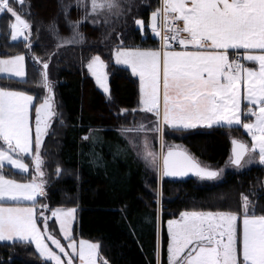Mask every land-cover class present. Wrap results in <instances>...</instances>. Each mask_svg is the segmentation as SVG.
Returning a JSON list of instances; mask_svg holds the SVG:
<instances>
[{"label":"snow or ice","instance_id":"obj_1","mask_svg":"<svg viewBox=\"0 0 264 264\" xmlns=\"http://www.w3.org/2000/svg\"><path fill=\"white\" fill-rule=\"evenodd\" d=\"M77 6L85 8V15L80 21H69L74 28L89 17H95L93 25L109 24L111 17L119 18L125 10L121 0H77ZM5 11L14 18L11 39L22 38L31 50V24L11 6V0H0V13ZM135 24L142 32L150 27L161 41L157 49L125 48L122 42L113 49L116 63L128 65L139 77V111L155 117L151 129L143 123L122 129L137 133L151 130L159 135L160 152L151 150L145 138V161L164 176H186L191 172L202 180H214L222 170L202 166L175 146H168L164 152V128L180 130L223 123L242 126L251 138L250 145L238 139L231 141L230 163L243 168L258 155L259 163L264 165V0H160L148 24L141 19ZM170 41L178 42L181 50H174ZM230 50L236 54L234 58ZM33 59L43 64L42 87L51 93L48 62ZM241 60L258 67H246ZM87 68L107 93L105 62L94 55ZM3 73L25 80V56L0 59ZM245 101L246 108L242 107ZM32 107L34 130L30 122ZM126 112L121 110L122 114ZM55 115L51 95L36 105L27 91L0 86V242L30 243L42 258L54 264H65L58 252L63 253L66 264H76L77 258L79 264H98L99 245L80 240L77 248L72 237L75 209L52 210L60 233L68 241L66 246L47 227L48 205L41 204L37 211V198L46 196L42 145ZM28 157L35 169L30 181L18 182L6 176L5 163L28 174ZM60 172L57 167V174ZM241 201V213L184 211L180 219L169 220L168 264H264V214L256 215L250 209L248 196L242 195ZM41 220L43 229L38 227ZM46 241H51L58 252Z\"/></svg>","mask_w":264,"mask_h":264},{"label":"trees","instance_id":"obj_2","mask_svg":"<svg viewBox=\"0 0 264 264\" xmlns=\"http://www.w3.org/2000/svg\"><path fill=\"white\" fill-rule=\"evenodd\" d=\"M11 6L31 24L32 47L29 50L27 42L11 39L13 17L7 11L0 13V58L24 55L26 69L25 80L0 76V86L35 95L29 88L39 83L43 64L33 57L55 66L58 114L42 145L46 196L38 197L37 211L41 204H47L45 215L49 217L54 208H74L73 239L96 242L107 264H157L159 194L161 208L166 211L242 212L241 196L246 195L250 209L256 215L264 214V165L237 169L230 164L232 136L246 137L239 126L170 130L163 135L165 146L170 142L180 145L203 166L228 163L233 167L214 180L162 177L158 185L157 176H149L134 157L135 132L122 129L130 128L137 120L133 110L139 108V83L128 68L113 63L109 51L121 42L125 48H159L148 27L141 33L134 24L136 18L148 22L152 12L149 7L136 5L111 28L85 21L79 25L80 35L75 40L69 21H78L82 12L73 0H11ZM116 34L121 40L115 38ZM72 39V43L65 42ZM95 54L108 64L111 100L85 71L86 62ZM122 109L127 110L126 114L121 113ZM123 133L134 136L135 146ZM151 134L156 145L158 134ZM57 167L61 169L59 174ZM4 172L25 179L8 167ZM38 226L44 228L43 220ZM47 227L61 238L55 220L48 219ZM167 245L163 224L160 264H168ZM0 264L52 263L42 259L30 243L1 242Z\"/></svg>","mask_w":264,"mask_h":264},{"label":"rangeland","instance_id":"obj_3","mask_svg":"<svg viewBox=\"0 0 264 264\" xmlns=\"http://www.w3.org/2000/svg\"><path fill=\"white\" fill-rule=\"evenodd\" d=\"M73 3L77 6V0H73ZM121 3L124 5V14L123 15H121L119 18H117V17H115V16H113V17H111V22L109 23V24H104L103 22H101V23H99V24H96V25H93V23H92V19H94L95 17H89V19L87 20V22H89L91 25H93V26H99V25H102V26H108L109 28H111V27H113L114 26V24H116L120 19H122V18H124V17H126L127 16V14L129 13V11H131L132 10V8H134L136 5L139 7V8H141V7H146V8H150L151 9V11H154L157 7H159L160 6V0H121ZM78 7V6H77ZM79 9H81V12H82V16H81V18L78 20V21H80L83 17H84V15H85V8L84 7H78ZM99 19L102 21L103 20V17H99ZM136 19H141V20H143L142 18H136ZM135 19V20H136ZM135 20H134V24H135ZM143 21H145V20H143ZM14 22V18H13V20L11 21V23H13ZM146 23V22H145ZM146 24H148V22L146 23ZM135 26L138 28V26L135 24ZM139 29V28H138ZM149 29V28H148ZM113 29H111L110 31H109V35L112 37L113 36V31H112ZM141 31V30H140ZM145 31V30H144ZM144 31L142 32L141 31V33H144ZM78 32V28H74V25H73V31H72V38H74L75 40H77L79 37H78V35H75V33H77ZM115 38H117L118 40H121V35H117L116 34V37ZM19 40H23L22 38L21 39H19ZM18 41V40H17ZM113 49H115V48H112L110 51H109V55H111V58H112V61H113V63L114 64H116V65H118V66H123V67H125V68H130L128 65H126V64H117L116 63V60H115V57H114V55H113ZM231 51V50H230ZM95 55H99L100 57H101V59L105 62V68H104V73H105V75H106V77H107V86H108V89H109V91L107 92V93H105V91H104V89L103 88H101L97 83H96V79H95V77L88 71V68H87V63L89 62V60L91 59H89L87 62H86V64H85V71H86V73L94 80V82H95V84H96V86L99 88V90L105 95V97L108 99V100H111V92H110V88H109V84H108V82H109V70H108V64H107V62L104 60V58L100 55V54H95ZM233 55V57L236 55H234V54H232ZM94 56V55H93ZM6 58H8V57H2V58H0V59H6ZM48 62V61H47ZM241 63H243L246 67H258L257 65H255L253 62H249V61H243V60H241ZM48 68H47V74H48V79H49V81H50V83H51V93H49L46 89H44L43 87H42V76H41V74H42V72H43V67H42V65H40V80H39V83L37 84V86H32V87H30L29 88V90L30 91H33L34 93H35V95H33V97H34V103L36 104V105H39L40 103H43V101H44V98H45V96H48V95H51V97H52V101H53V103H54V109H55V112H56V115L58 114L57 113V109H58V107H57V100H56V96H55V72H54V70H53V67L55 68V66L53 65V64H50V63H48ZM131 69V68H130ZM129 69V70H130ZM130 72H132L131 70H130ZM25 73H26V69H25ZM0 76H4V77H10V78H14V79H18V80H21L20 78H15V77H11V75L10 74H6V73H3V74H0ZM137 79H138V83H139V100H140V80H139V77L137 76ZM28 94H30V93H28ZM30 95H32V94H30ZM38 97V98H37ZM35 99L37 100V102H35ZM246 106H247V102L245 101V102H243V104H242V107H244V108H246ZM136 116H137V120H136V122L130 127V128H133L134 126H136V125H138V124H140V123H143V124H145L146 125V127H147V129H151V127H152V125H153V122L155 121V117H154V115L152 114V113H145V112H141V111H139V108L138 109H136ZM55 115V116H56ZM53 119V118H52ZM242 119H244L243 117H242ZM52 121V120H51ZM30 122H31V124H32V126H33V130H34V125H35V108L34 107H32V108H30ZM218 126H224V127H235V126H227V125H224L223 123H221L220 125H213L212 127H208V126H206V125H197V127H195V128H190V129H180V130H177V131H191V130H199V129H204V128H214V127H218ZM239 127H241L242 128V131H243V133L246 135V137L243 139V138H241V137H238L237 135L236 136H232L233 138H238V139H241V140H244L246 143H248L249 145H250V143H251V138H250V136L248 135V133L243 129V127L242 126H239ZM170 130H174V129H172V128H168L167 126H165V128H164V133L166 132V131H170ZM151 132H153V131H151V130H146L145 132H139V133H137V132H135L134 133V136H135V138H137V140H136V144H137V146H136V148H134V157L136 158V160L138 161V163L140 164V166L148 173V175L150 176V175H155V176H157V181H158V185H161V172H158L154 167H152V166H150L146 161H145V159L143 158V143H144V140H145V138H147V140H148V143H149V146H150V149L151 150H153V151H155V152H160V150H161V148H160V145H161V140H160V138L159 137H157V144L155 145L154 144V141H153V139H152V134H151ZM134 136L133 135H131V133L130 134H125V133H123V137L127 140V141H129V143H131L132 144V147H133V145L135 146V144H134ZM164 143V142H163ZM171 143V142H170ZM170 143H166V146L164 147V149L163 150H165V148H167L168 147V145H170ZM165 145V144H164ZM247 158V157H246ZM25 163H28L29 165H30V172L28 173V174H22V175H24L25 176V179H23V180H21V179H16L18 182H27V181H30L31 179H32V176L35 174V169H34V167L32 166V161H31V158L30 157H28V158H26L25 159ZM258 164H260L259 163V158H258V155L255 157V159L251 162V163H247V164H245L244 165V167L243 168H252V167H256ZM5 167H8L11 171H13V172H17V173H20L19 172V170H17V169H13L12 167H11V165H8L7 163H5ZM210 168H212V169H214V170H217V171H220V170H222V171H220V176H221V174L226 170V169H233V167L232 166H230L228 163H225V164H223L222 166H213V167H210ZM236 168V167H235ZM243 168H237V169H243ZM21 174V173H20ZM7 176V175H6ZM8 178H12V177H9V176H7ZM219 178V177H218ZM13 179H15V178H13ZM38 199V198H37ZM160 203H161V201H160V199H159V203H158V236H159V232H160V229H161V226L164 224V226H165V229H166V231H167V234H168V221L169 220H178V219H180V213L178 214V213H170L169 211H166V210H164L163 211V209L161 208V205H160ZM59 208V207H58ZM54 209H57V208H54ZM54 209H52V210H54ZM62 209H65V210H67V209H70V208H62ZM71 209H74V208H71ZM52 210L50 211V215H49V219H53V220H55V222H56V224H57V227H58V229H59V233H60V227H59V224L57 223V221H56V219H55V217H53L52 216ZM74 221H75V212H74V214H73V218H72V220H71V232H72V229H73V224H74ZM239 223V222H238ZM39 227V226H38ZM60 236H61V238H59V240L61 241V243L63 244V245H67V243H68V241H66L65 239H64V237H63V235L60 233ZM72 237H73V233H72ZM75 240V239H74ZM80 240H85V239H78V240H75L76 242H77V248H78V246H79V241ZM85 241H88V242H90V243H96V242H93V241H90V240H85ZM1 243V242H0ZM46 243H48V245H49V247L50 248H52L54 251H57L58 252V250H55L51 245H50V242L49 241H46ZM97 244V243H96ZM34 246V245H33ZM34 248H35V246H34ZM66 250L68 251V252H71V249H67L66 248ZM99 251V250H98ZM38 253V252H37ZM39 254V253H38ZM58 254L59 255H61V257H62V259L63 260H65V264H66V258L64 257V255H63V253H59L58 252ZM99 257L101 258V259H98V264H104V261H105V259L100 255V253H99ZM42 258V257H41ZM42 259H44V260H46L45 258H42ZM47 261V260H46ZM49 262H51L52 264H54V262H52V261H49ZM76 264H79V262H78V258H77V260H76Z\"/></svg>","mask_w":264,"mask_h":264},{"label":"water","instance_id":"obj_4","mask_svg":"<svg viewBox=\"0 0 264 264\" xmlns=\"http://www.w3.org/2000/svg\"><path fill=\"white\" fill-rule=\"evenodd\" d=\"M152 13V12H151ZM151 13H150V15H149V18H148V23L150 22V18H151ZM149 28V30H150V32H151V34H152V36L154 37V38H156L157 36H155L154 34H153V32H152V30H151V28L150 27H148ZM43 71H45V70H43ZM233 139H238V138H233ZM233 139H231L230 140V149H229V155H230V158H231V155H232V147H233V145H232V140ZM238 140H241V139H238ZM241 141H244V140H241ZM245 142V141H244ZM176 150H185L184 148H176ZM168 151V149H166L165 150V153ZM186 151V150H185ZM187 152V151H186ZM188 153V152H187ZM161 163H162V160H161ZM231 164V163H230ZM232 165V164H231ZM232 166H234V165H232ZM205 167V166H204ZM234 167H236V166H234ZM207 168H210V167H207ZM237 168V167H236ZM210 169H212V168H210ZM212 170H214V169H212ZM162 177L164 178V179H185V178H192V177H197V176H195V175H193L191 172L190 173H188V175H186V176H164V175H162Z\"/></svg>","mask_w":264,"mask_h":264},{"label":"crops","instance_id":"obj_5","mask_svg":"<svg viewBox=\"0 0 264 264\" xmlns=\"http://www.w3.org/2000/svg\"><path fill=\"white\" fill-rule=\"evenodd\" d=\"M176 51H179L181 49H174ZM232 54H235L233 53L232 51H230V56L233 57ZM123 67V66H121ZM130 69V68H129ZM131 70V69H130ZM132 73V72H131ZM133 75V74H132ZM134 76V75H133ZM136 79H137V76H134ZM138 80V79H137ZM139 82V81H138ZM159 137V135H158ZM159 199H160V194H159ZM164 211V210H163ZM184 211H205V210H182V211H178V212H173V211H169L170 213H180V212H184ZM215 212V211H213ZM237 213H241V212H237ZM238 222H240V220L238 219ZM160 233H161V229H160V232H159V236H158V239H157V248L159 247V255H157V264H160ZM168 242H169V235H168ZM168 246V245H167ZM167 262H168V252H167Z\"/></svg>","mask_w":264,"mask_h":264},{"label":"built area","instance_id":"obj_6","mask_svg":"<svg viewBox=\"0 0 264 264\" xmlns=\"http://www.w3.org/2000/svg\"><path fill=\"white\" fill-rule=\"evenodd\" d=\"M156 39H157L158 47H160L161 41H160L159 37L157 36ZM170 43H171L173 49H181L180 48V45L178 44V42H176V41H170ZM234 57H232V58H234Z\"/></svg>","mask_w":264,"mask_h":264},{"label":"flooded vegetation","instance_id":"obj_7","mask_svg":"<svg viewBox=\"0 0 264 264\" xmlns=\"http://www.w3.org/2000/svg\"><path fill=\"white\" fill-rule=\"evenodd\" d=\"M168 146H175L176 148H179L180 147V145H177L176 143H170V145H168ZM180 148H182V147H180ZM166 149H168V147L165 148V150ZM165 150H164V152H165ZM161 165H162V163H161ZM205 167H207V166H205ZM161 177H162V173H161ZM185 179H188V178H185ZM169 180H184V179H169Z\"/></svg>","mask_w":264,"mask_h":264}]
</instances>
